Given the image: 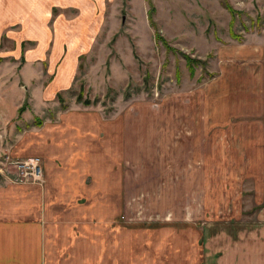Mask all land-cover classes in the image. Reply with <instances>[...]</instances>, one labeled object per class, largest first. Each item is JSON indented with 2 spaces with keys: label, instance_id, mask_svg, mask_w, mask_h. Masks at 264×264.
<instances>
[{
  "label": "rangeland",
  "instance_id": "rangeland-1",
  "mask_svg": "<svg viewBox=\"0 0 264 264\" xmlns=\"http://www.w3.org/2000/svg\"><path fill=\"white\" fill-rule=\"evenodd\" d=\"M14 2L0 0V188L23 180L44 126L72 133L87 112L119 181L91 220L107 264H211L264 204V0Z\"/></svg>",
  "mask_w": 264,
  "mask_h": 264
},
{
  "label": "crops",
  "instance_id": "crops-1",
  "mask_svg": "<svg viewBox=\"0 0 264 264\" xmlns=\"http://www.w3.org/2000/svg\"><path fill=\"white\" fill-rule=\"evenodd\" d=\"M14 1V6H20L19 0ZM26 1L25 7L42 8L84 2ZM75 115L86 121L80 120L77 124L82 127H73L72 133H66L62 124L46 125L37 136V152L30 158L42 162L43 186L19 182L0 188V264H107V245L101 250L97 234L92 239L91 220L95 211L102 213V199L105 213L109 174L111 193L118 192L119 181L107 158L106 126L102 121L93 124L87 112ZM218 247L220 253L210 259L211 264H264V204L257 221Z\"/></svg>",
  "mask_w": 264,
  "mask_h": 264
},
{
  "label": "built area",
  "instance_id": "built-area-1",
  "mask_svg": "<svg viewBox=\"0 0 264 264\" xmlns=\"http://www.w3.org/2000/svg\"><path fill=\"white\" fill-rule=\"evenodd\" d=\"M15 166L23 179L20 182L37 183L42 178V162L37 157L18 161Z\"/></svg>",
  "mask_w": 264,
  "mask_h": 264
}]
</instances>
